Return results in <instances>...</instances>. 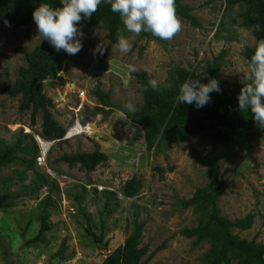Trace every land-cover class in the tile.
Masks as SVG:
<instances>
[{
  "label": "rangeland",
  "instance_id": "rangeland-1",
  "mask_svg": "<svg viewBox=\"0 0 264 264\" xmlns=\"http://www.w3.org/2000/svg\"><path fill=\"white\" fill-rule=\"evenodd\" d=\"M185 3L192 6V14L202 24L201 28L181 19L182 30L173 39L159 44L137 36L133 39L132 35L128 37L133 44L129 53L121 54L113 48L109 57L93 55L99 43L106 45L105 31L98 29L92 40L83 35V47L78 54L66 53L59 61L56 74L44 83V93L52 100L50 111L54 119L67 134L51 143L34 135L38 145L46 150L44 165L35 164V169L60 188L58 194L52 193L56 207L50 211L51 230L39 243L25 244L39 229L37 203L47 187L38 192V199L28 197L32 183L38 180L33 170H25L18 162L3 168L0 183L6 184V190L15 194L16 199L14 206L0 211V264H100L131 233L134 220L145 221L141 243L147 244L149 250L144 259L164 244L146 264H200L209 244L194 246L192 238L179 234L183 227L196 225L197 213L192 208L180 209L178 203L212 181L223 187L218 199L222 216L233 220L248 213L254 215L250 229H233L232 233L264 243V139L256 133H247L245 142L232 154L240 162L234 174L224 181L220 173L215 177V168L201 165L198 159L218 150L216 142L195 135L179 145L169 144L164 152L151 151L147 155L140 128L130 125L120 111L104 121L100 115L91 114L99 105L92 94L96 86L111 92L113 104L126 109V105H133L137 110L142 97L135 73L144 71L149 79L164 85L170 69L199 70L206 59L223 49L226 64L221 74L227 82L224 88L247 81L248 64L242 52L246 46L259 43L257 31L242 28L238 9L224 13L219 0ZM221 23L223 26L218 30ZM41 42L35 22L29 28L0 25V90L14 81L19 67L25 66L24 53ZM141 47L144 50L139 54ZM129 64L137 70L129 72L126 67ZM39 121L38 115L37 130ZM29 124L30 112H19L18 97L0 94V138L9 142L12 133L20 128L26 133L33 132ZM96 146L108 159L92 172L57 160L62 154L92 152ZM133 176L141 187L135 197L126 198L121 187ZM105 191L113 192L114 196ZM77 193L79 209L73 199ZM88 223L97 235L102 233V244L94 243L85 233ZM58 251H62L59 256Z\"/></svg>",
  "mask_w": 264,
  "mask_h": 264
},
{
  "label": "trees",
  "instance_id": "trees-1",
  "mask_svg": "<svg viewBox=\"0 0 264 264\" xmlns=\"http://www.w3.org/2000/svg\"><path fill=\"white\" fill-rule=\"evenodd\" d=\"M186 0H175L176 11L180 19L188 22L195 28H201L202 24L192 14V6L185 3ZM212 1V0H210ZM224 6V13L237 8L239 25L244 29L257 31V40H264V0H219ZM49 3L53 7H62L60 0H0V25H6L8 21L11 28H29L34 22L33 11L39 4ZM223 23L218 30H221ZM92 40L98 29L105 31L106 40L105 57L112 54L114 45L117 44V29L123 28L122 20L118 13L111 11L107 2H102L98 11L93 13L90 19H82L77 25ZM126 37L134 34L124 32ZM138 39L155 41L159 44L162 40L151 33L142 32ZM255 46H246L242 56L249 64L250 58L255 51ZM144 50L140 48L139 54ZM66 56V52H57L53 46L43 40L35 45L30 51L24 53L25 66L18 68L17 76L12 83L6 84L0 90V94L8 98L18 97V110L21 113L30 112L29 128L33 132H24L22 128L11 135L7 142L0 138V171L15 163H20L25 170H33L38 180L32 183V188L26 195L38 199V192L47 187L45 195L37 203L39 229L36 235L25 241L26 245L39 243L42 236L51 230L49 222L50 211L56 207V199L53 192H60L55 181L50 180L44 174L35 169L39 155V145L36 134L41 140L60 141L67 134V130L58 124L50 109L53 107L52 100L44 93V83L54 76L57 65ZM226 51L220 50L210 59H206L199 70L186 68L170 69L166 84L160 85L155 91L149 86V77L146 72L135 73L136 81L142 102L135 111H129L122 105H115L111 100V92L103 91L96 86L92 94L96 97L99 105L95 106L92 115H100L104 121L111 114L120 111L130 125L138 126L141 130L145 152L150 155L164 152L169 144L179 145L186 139L199 135L203 139H209L219 145L218 150L199 156V162L203 166L213 167L220 173L222 162L245 142L247 133H256L264 139V128L257 126L254 121L251 108L242 113L238 108V95L244 84L233 85L224 88L227 82L222 79L221 69L225 66ZM217 79L220 91L210 93L211 101L202 108H197L195 103H176L180 86L187 80L196 79L201 83H208L209 79ZM147 89V90H146ZM40 116L39 128H35L37 117ZM108 156L97 146L92 152H74L62 154L57 159L68 166L78 165L86 172H92L95 168L106 162ZM162 172V169L155 167ZM6 184L0 183V211L15 205L16 195L8 189ZM141 183L135 177L126 180L121 187V193L126 198H133L140 190ZM5 189V191L1 189ZM223 192L221 185L214 181L197 188L188 199H180L178 207L182 210L192 208L197 213V223L193 227H183L179 234L185 238L193 239V245L198 246L203 242L209 244L208 249L200 257V264H264V243L256 242L255 238L247 240L232 233L233 229L240 231L248 230L253 225L254 215L248 213L241 218L230 220L221 215L218 207V199ZM104 193V192H103ZM108 195L113 192L105 191ZM77 207H80V196H73ZM106 198L104 206H108ZM263 225H264V215ZM145 221L134 220L131 233L121 245L115 247L100 264H146L164 244L158 246L147 255L149 246L141 243ZM85 233L96 244L103 243L102 233L97 235L90 224L84 227ZM107 245V242H104ZM62 251L56 253L61 255Z\"/></svg>",
  "mask_w": 264,
  "mask_h": 264
},
{
  "label": "clouds",
  "instance_id": "clouds-1",
  "mask_svg": "<svg viewBox=\"0 0 264 264\" xmlns=\"http://www.w3.org/2000/svg\"><path fill=\"white\" fill-rule=\"evenodd\" d=\"M60 2L62 7L41 3L32 15L41 39L47 40L57 52L62 50L68 55H76L81 51L83 47L81 38L84 33L77 25L82 19H90L102 2L109 3L111 11L118 13L122 20L123 28L117 29L118 42L114 45L121 54L129 53L133 47L132 39L124 35L125 31L134 34L133 39L142 32H148L161 40H171L182 30V21L177 15L175 0H60ZM5 24L10 26L8 21H5ZM105 51L106 45L99 43L93 49V55H103ZM126 67L129 72L137 70L132 64ZM246 79L249 83L241 88L238 108L245 113L250 107L255 123L264 128V40L255 47L248 64ZM149 86L155 91L159 90V82L156 79H150ZM220 90L215 78L209 79L208 83L190 79L180 86L176 103H195L197 108H202L211 101L210 93ZM126 107L135 113L133 105ZM45 155L46 150L39 146L37 157L39 166L44 165Z\"/></svg>",
  "mask_w": 264,
  "mask_h": 264
},
{
  "label": "water",
  "instance_id": "water-1",
  "mask_svg": "<svg viewBox=\"0 0 264 264\" xmlns=\"http://www.w3.org/2000/svg\"><path fill=\"white\" fill-rule=\"evenodd\" d=\"M240 162V159L236 157L235 155H230L228 158H226L220 167V177L222 180L226 181L231 177L235 169L237 167V164Z\"/></svg>",
  "mask_w": 264,
  "mask_h": 264
},
{
  "label": "built area",
  "instance_id": "built-area-1",
  "mask_svg": "<svg viewBox=\"0 0 264 264\" xmlns=\"http://www.w3.org/2000/svg\"><path fill=\"white\" fill-rule=\"evenodd\" d=\"M83 94V93H82ZM39 160H41V158H38Z\"/></svg>",
  "mask_w": 264,
  "mask_h": 264
}]
</instances>
